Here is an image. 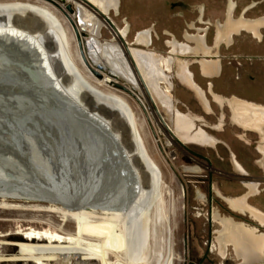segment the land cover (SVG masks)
Listing matches in <instances>:
<instances>
[{"label": "bare ground", "instance_id": "bare-ground-1", "mask_svg": "<svg viewBox=\"0 0 264 264\" xmlns=\"http://www.w3.org/2000/svg\"><path fill=\"white\" fill-rule=\"evenodd\" d=\"M75 3L77 7L73 13L67 8L69 14L75 18L68 14L66 16L75 26L76 35L73 34L68 23L61 19L63 15L60 18L47 7L29 1H1L0 66L2 70L8 68V63L2 60V57L5 56L4 51H10L11 46L15 47L11 50L14 58L17 56V66L25 65L24 71L31 68L35 73L29 64L21 61L23 60L21 56L24 55L31 63L36 62L39 72L35 75L37 77L35 79L43 85V92L46 94L47 90L53 92L55 97L52 98L54 101L58 100L56 103L60 106L58 109L62 111L63 116H67V119H72V116L75 123L78 122L93 133L94 140L99 138L97 142L95 141L97 147L105 146L112 152L113 157L110 155L104 166L100 164L106 169H103V172L100 171V174L97 171L98 176L92 180H87L79 173L75 184L67 183L73 194L64 191L65 194H62L65 196L59 197L49 196L47 189L41 190L39 185V187L35 185V182L43 185L50 182L49 174L51 173L44 164L47 162L48 153L32 155L36 158L31 159L33 163L39 164V166L36 165L37 169L32 170L34 173L32 176L40 177L38 179L17 181L3 177L0 170V207L21 208L17 201H11V198L15 197L49 203L47 208L33 207L34 210L39 211L58 212L61 209L57 205H63L76 224V232L73 235H66L58 231L32 230L26 234L24 245L26 248L43 250L41 253L47 257L48 254L58 256L60 264H91L93 260L98 261V264H147L154 257L152 248L160 238L159 233L165 230L167 234L168 231V236L172 238L175 227L172 224V216L165 207V194H163L165 184L162 171L156 165L149 152L151 149L149 150L147 146L144 115L150 116L157 128L156 131L165 136L169 145L184 136L188 140L187 143L191 145L202 148L217 146V140L206 135L202 129H199V136L204 134L206 137L190 143L188 136L195 131L196 127L194 120L188 119L176 105L178 100L174 96L175 85L172 77L175 64H178L181 80L197 94L206 111L213 113V103L222 108L227 106L231 110L232 122L236 126L260 136L261 153H259L263 156L264 105L236 96L226 98L216 94L212 84L208 86L209 92L198 84L191 64H197L200 67V72L203 73L201 76L205 80L219 78L222 72L220 59L209 57L214 49L208 44L207 34H205L207 30L197 35L186 32L184 35L186 42H179L174 37L166 43L170 52L162 55L150 49L154 45V33L151 29L139 31L133 43L128 44L131 36L128 19L124 21L123 28L118 27L117 24V21L122 18L121 0H75ZM256 7L257 5L249 7L237 19L235 17L237 6L234 2H230L226 21L219 22L217 26L218 47L220 44L233 47L236 37L244 33L262 41L264 18L250 20L246 17ZM196 29L192 25L190 30ZM104 30L111 35L109 40L102 39ZM79 37L88 63L81 53ZM71 39H76L78 42L81 62L84 66L92 74L96 71L103 76L99 79L93 74L99 79L96 85L86 81L79 73L77 63L74 64L70 51ZM4 46L6 49H3ZM212 56H215V53ZM190 57L199 59L190 63L187 61ZM93 66L97 70H93L91 68ZM7 72L13 78L15 77L12 71ZM118 80H122L124 82L122 86L133 94L123 91L127 95L120 96L103 90L112 85L115 87L114 84H118ZM163 111L169 116L168 121ZM47 119L49 121L50 118L47 117ZM51 123L50 129L46 126L48 130L40 131L43 136L41 138L44 140L42 142L46 141V147L51 146L50 152L57 150L59 152H56L57 154H62L63 150L55 145L61 136L53 132V126L55 125V131H57L58 124ZM222 125L221 121L219 128ZM32 138L39 143L35 136ZM32 165L26 161L18 163L17 167L28 169L33 168ZM236 165L239 173L247 172L239 161H236ZM10 170L13 169L8 171ZM191 170L197 173L199 169ZM56 176L62 177V175ZM249 188L251 193L237 198L225 197L220 191L217 193L233 213L249 216L258 225L264 227V214L251 206L248 201L250 196L258 194V188L254 185ZM96 213L107 218L108 227L112 225L111 236L123 238L121 252L110 249L104 240L99 241L97 245L95 241L86 239L85 231L90 228L89 225L97 224L98 216H94ZM214 222L220 228L215 234V247L222 257H226L231 248L240 264H264V232L220 213H215ZM7 237L17 239L19 235H0V238ZM46 258L38 259L36 264H47Z\"/></svg>", "mask_w": 264, "mask_h": 264}, {"label": "rangeland", "instance_id": "rangeland-1", "mask_svg": "<svg viewBox=\"0 0 264 264\" xmlns=\"http://www.w3.org/2000/svg\"><path fill=\"white\" fill-rule=\"evenodd\" d=\"M19 1L38 3L55 12L60 18L63 15L61 19L65 23H68L73 34H75V26L68 21L66 16V14L70 15L67 10L69 6L73 10L76 9L75 0ZM230 2H234L237 6L235 13L237 19L253 5H257V7L251 10L246 17L250 20L264 18V0H121L122 18L117 21V24L118 27L123 28L124 21L128 19L131 29V36L128 39L129 45L133 43L136 33L144 29H151L154 33V45L150 49L162 55H167L170 52L166 43L169 40H173L174 37L179 42H186L184 38L186 32L197 35L207 30L205 34H207L208 44L214 49L212 51L213 54L209 55V57L220 59L222 72L219 78L205 80L201 76L200 67L197 64H191V69L196 76L198 84L205 91H208V86L211 83L218 95L226 98L236 96L247 100L238 96L239 89L244 90L240 83L243 76L241 72L243 67L241 66L253 65L256 62L264 64V33L262 41L256 40L244 33L242 36L236 37L233 47L229 48L225 44H220L218 47L217 26L219 22L224 23L226 21ZM70 17L75 18L72 15ZM74 22L76 23L75 20ZM192 25L197 29L190 30ZM110 37L111 35L104 30L102 39L109 40ZM123 42L126 44L125 41ZM0 45H2L1 42ZM70 45L71 56L73 61H75L74 64L76 65L77 63L76 67L79 73H81V76L86 81L91 82L92 85H96L99 79L81 62V53L77 40L71 39ZM13 48L15 49V47L11 46L12 50ZM3 49H6L5 46ZM11 49L10 51L3 50L5 52L3 55L5 56L2 59L8 63L7 67L9 69L7 68L5 71H12L15 76L14 80L17 83V56L14 58ZM214 53L215 56H212ZM24 57V55L20 57L23 58L21 61L29 64V67L31 66L35 74L38 75L39 70H37L38 66L36 62L31 63ZM192 57L186 58L187 61L193 63L199 59ZM232 65H234L235 71H227L228 68H232ZM91 68L97 70L94 66ZM89 73L91 75H88ZM172 77L175 85L174 96L178 100L176 105L188 119L194 120L196 127L195 131L188 136L190 143H195L208 135L217 140V146L214 148H202L194 144L191 145L187 143L188 140L184 136L179 137L178 140L169 145L165 136L156 131L157 128L150 119V116L148 114L144 115L147 146L148 149H151H149V152L155 160L156 165L162 171L165 184L163 190V194H165V207L170 212V216L173 219L172 224L175 227L172 238L168 236V231L167 234L165 230L159 233L160 238L157 239L152 248L154 257L147 264H240L231 248L226 257H222L216 249L215 234L220 228L214 222V215L215 213H220L224 216H231L236 221L244 222L251 226L257 227V225L248 218L249 216L241 217L233 213L218 196L217 191H220L225 197L230 196L231 198L240 197L245 192V189L242 187L241 174L237 170L238 166L236 168V161H239L251 173L249 180L261 185L262 197L264 198V156L260 154L259 150L261 138L255 133L250 132V134L248 131L236 126L232 122V113L227 106L222 108L213 103V113L206 111L197 94L181 80L177 63L174 66ZM117 83L123 85L124 82L118 80ZM253 83L254 79H252L251 84ZM103 90L116 93L120 96H125L124 94H126L113 87V85L103 88ZM245 92L248 91L246 90ZM47 94L50 98L55 97L53 92L49 90H47ZM247 95L258 100L264 99V93L260 94L258 91H253V89ZM210 99L213 101L212 98ZM56 100L55 102H58ZM55 106H57L55 108L56 112L51 111L52 114L48 118H50L49 123L57 121L59 122L57 128L59 130L62 128L57 133L59 137L61 136V139L57 140V144H55L57 145L56 147H60L63 150L62 154H57V150L56 152L54 151L55 153L50 152L52 149H49L51 148L49 143L48 147L44 148L42 145V148V146H39V143H36L31 138L28 140L29 144L26 146V150L22 149L21 151L22 154L20 155L22 159L19 158L20 160H17V162L25 163L27 161L29 163L28 161H31L30 164H33V168H19L17 167L18 163L17 166H7L3 164L5 163L3 160H0V167H3L0 170L3 177L13 178L17 181L38 179L40 177L32 176V174L34 175L32 170L37 169L36 165L39 166L38 163H33V158H36L32 157V155L36 156L42 154V152L48 153L47 162L44 164H46V168L51 173L49 174V185L39 184L38 182H35V185L37 187L40 186L41 190L47 189L49 196L60 197L61 195L65 196L63 195L65 192L73 194L72 189L67 183H76L80 174L84 178L86 177L87 180H92L98 176L97 171H99V174L100 171L103 172V169L106 168L101 166H104L108 162L107 158L110 155L113 157V154L105 146L97 147L98 145L95 141L97 142L99 138L94 140L93 133L86 130L78 122V124L75 123L76 121L72 116L73 120L67 119V116H63L62 111L58 109L60 106L57 103ZM163 114L168 121L169 116L164 111ZM221 121L223 125L219 128ZM53 129V132H56L55 125ZM199 129H202L206 135L199 136ZM91 131L94 132L93 130ZM39 149L43 150L40 151ZM55 168L58 169L56 170ZM193 168L199 169L197 173L191 170ZM9 169L13 170L8 171ZM58 170L61 172H58ZM56 175H62V177H57ZM61 181L63 183L60 184ZM52 184L56 186L54 187ZM45 185L51 188H45ZM11 201H17V204L21 205V208L0 207V235L17 234L19 238H0V264H36L38 259L42 257L45 259L47 257L41 253L43 250L24 247L26 244V234L32 230L58 231L63 234L66 233V235H73L76 232V224L71 220V214L65 211L66 208L63 205H57L61 209L58 212H50L33 209L34 206L47 208L49 203L45 201H28L26 198L20 197L11 198ZM94 216H98L96 220L97 224L89 225L90 228L85 231L86 239L95 241L94 243H97V245L99 241L104 240L110 249L121 252L123 238L121 236H117L116 238L111 236L113 234L112 225L110 227L107 226L109 222H107L106 217L98 213L94 214ZM260 230L264 231V229ZM53 253H55L54 250ZM45 263L60 264L58 256H50V254H48ZM91 264H98V261L94 262L93 260Z\"/></svg>", "mask_w": 264, "mask_h": 264}, {"label": "water", "instance_id": "water-1", "mask_svg": "<svg viewBox=\"0 0 264 264\" xmlns=\"http://www.w3.org/2000/svg\"><path fill=\"white\" fill-rule=\"evenodd\" d=\"M68 10L73 13L71 6L68 7ZM78 36H80L79 33ZM79 44L81 53L86 60L80 37ZM23 68V64L17 66L16 83L14 78L4 69L3 72L2 67H0V160L5 162L3 164L11 165L12 167L17 166V160L19 161V158H21L22 149L26 148L28 140L33 136L38 139L39 146L43 145L46 148L45 145L47 143L46 141L42 142L43 139L41 137L43 136L40 131L44 132L50 129L49 127L52 126V123H49L47 117L52 114L51 111L56 112L55 108H57L53 98L43 92L42 86L37 82V77L33 70L27 69V71H24ZM93 74L99 79L103 78L96 71H93ZM109 75L114 77L111 73ZM114 86L119 90L133 94L120 84H114ZM57 113L60 114L59 112ZM57 123L59 126V122ZM46 126H48V129ZM61 130L62 128L60 130L57 128L56 133ZM28 162L30 164L31 161ZM45 187L47 186L45 185Z\"/></svg>", "mask_w": 264, "mask_h": 264}, {"label": "crops", "instance_id": "crops-1", "mask_svg": "<svg viewBox=\"0 0 264 264\" xmlns=\"http://www.w3.org/2000/svg\"><path fill=\"white\" fill-rule=\"evenodd\" d=\"M241 67H243V69L241 71L243 73V76L240 80V83L242 84L241 86H243L244 90L239 89V93H238L239 95L238 96L245 98L248 101L255 102V103L260 104V105H264V99L258 100V99H254L252 96L247 95V93L252 89H253V91L254 90L258 91L260 94L264 93V76H263L264 64L256 62L253 65H249V66L247 65V66H241ZM227 71L234 72L235 71L234 65H232V68H228ZM202 74L203 73H201V75ZM252 79H254L253 84H251ZM246 86L248 87L247 89H246ZM246 90L248 92H245ZM208 92H209V89H208ZM232 97H230V98H232ZM245 169L248 172V176H240L238 174L240 177H242V187L245 189V192L242 195L249 194V192H250V188H247L246 182L257 184L258 185V194L254 195V196H250L248 201H249V204L251 206H253L254 208H257V210H259L260 212H262L264 214V198L262 197L261 185L254 182V181L249 180V178H251V173L249 172V170L246 167H245ZM242 195H240V196H242ZM228 197H230V196H228ZM241 217H247V216H241ZM248 218L251 219L250 217H248ZM254 223L257 225V227H255V226H252V227L257 228L258 231H260V232H264V231L260 230V229H264V227H261L256 222H254Z\"/></svg>", "mask_w": 264, "mask_h": 264}, {"label": "flooded vegetation", "instance_id": "flooded-vegetation-1", "mask_svg": "<svg viewBox=\"0 0 264 264\" xmlns=\"http://www.w3.org/2000/svg\"><path fill=\"white\" fill-rule=\"evenodd\" d=\"M236 168H237V165H236ZM239 173V172H238ZM239 174H241V176H247L248 175V172H245L244 171V173L242 174V172L241 173H239ZM257 186L255 183H250V182H246V186L249 188L250 186ZM258 188V187H257ZM249 193H251V189H250V192Z\"/></svg>", "mask_w": 264, "mask_h": 264}]
</instances>
